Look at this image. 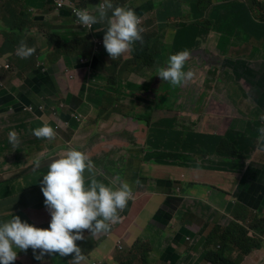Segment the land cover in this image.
<instances>
[{"label":"crops","instance_id":"obj_1","mask_svg":"<svg viewBox=\"0 0 264 264\" xmlns=\"http://www.w3.org/2000/svg\"><path fill=\"white\" fill-rule=\"evenodd\" d=\"M123 1L110 0L113 8L115 5L120 6ZM89 2L87 9L95 12L97 5L103 4L104 0ZM132 2L144 13V34L152 35L161 46H168L170 52L158 58L166 61L170 54L178 52L169 39L172 20L167 24L168 14L172 15V12L182 7L183 12L177 18L190 16L187 5L195 7L197 0ZM242 5L241 2L229 5L215 2L203 15L212 29L202 30L200 39L192 49L204 48L206 54L214 52L216 58L219 53L223 60L220 64L217 59L216 63L206 65L201 61L198 64L199 75H203L205 68L212 77L201 82L192 81L193 85L180 99L185 103L177 104L179 113L172 111V117L163 116L162 107L152 94L133 100L137 109L127 112L125 118L135 120L142 132L145 131V141L141 143L136 140L135 131L126 129V134H118L112 126L105 124L106 120L120 112L117 105L121 96L129 95L118 88H95L96 81L103 82L106 78L105 75L103 79L96 78V64L108 54L105 49L98 53L96 41L83 35L72 23L69 10H58L52 0H0V53L6 48L3 47L4 35L20 33L14 27L17 21L26 24L23 36L31 39L27 46L32 45L34 49L30 56H19L14 61L9 60L8 51L0 56V144L5 145L0 148V220L11 219L12 215L28 220V216L18 210L27 205L36 207L43 201L42 193H39L40 185L34 186L33 176L37 171L42 174L47 171V163L67 149L61 147H76L93 161V172L85 170V180L94 176L113 186L126 181L132 189V197L125 208L119 210V222L112 223L107 232L91 235L88 231L90 240L87 247L90 254L85 264L91 261H100L102 264H143L144 247L148 244L152 246V251L149 253L150 262L146 264H211L206 255L212 245L208 247L204 239L216 226L223 231L234 227V221L242 223L236 220V214L247 217L248 224L255 215L264 214V157L255 154L258 150L255 128L260 118L257 109L261 107L259 103L264 104L260 100L264 99V86L260 84L252 87L245 80L239 82L234 74L236 69H232L237 59L264 65V51L244 48L245 45H253L264 39V24L253 18L255 16L251 11ZM111 12L112 9L107 8L103 33ZM234 18L244 21L246 37L242 41L234 31L235 26L240 28V25L232 23ZM43 31H50L49 35L60 40V45H67L74 40H87L94 48L93 54H97L87 59L84 54L87 48H80L73 51L70 58L62 56L58 61L49 60L51 45ZM133 51L134 42L132 48L119 57L127 58ZM195 54L196 60L200 59L199 53ZM226 59H232L233 63H226ZM6 64L10 66L9 70L1 68ZM126 79L124 86L129 85ZM83 84L86 86L83 87ZM237 84H240L239 99L256 104L253 110L256 119L251 122L236 119L239 115H248L247 110L238 107L241 102L234 93ZM37 89L56 105L58 115L55 119H37L23 110L17 113L4 111L7 106L15 105V96L21 98L26 95V91ZM60 102L65 103L64 106H58ZM142 102H147L151 108L141 109ZM152 112L156 121L172 122L173 131L170 132L169 127L165 131L154 127L150 129L148 120ZM67 113L84 114L86 125L71 121L58 138H37L32 135L35 128L44 124L53 127L54 121L69 118ZM137 113L138 118L133 117ZM100 114L106 120L97 121ZM27 119L33 121L29 128L24 123ZM179 120L183 125H177ZM242 125L247 126L246 132L239 130ZM12 130L25 132L24 136L17 138L18 142L23 140L20 147L48 148L50 152L37 159H30V152L27 156L13 154L17 153L14 147L18 142L12 144L8 141V132ZM166 138L173 139V143L163 148L161 146L168 143ZM227 140L241 151V156H231L222 150L221 146ZM37 164L39 167L36 170ZM244 164L246 169L241 173ZM20 178L29 180L30 189L23 190L24 183L16 184ZM8 188L19 195H5ZM27 194H30L28 198ZM18 198L23 199L14 206L13 200ZM243 204L248 208H241ZM119 240L124 243L123 250L118 248ZM191 242L194 246L189 249ZM220 243V253L237 260L239 264H264L263 248L244 254L233 243ZM23 253L18 251L17 259L24 264H41L34 260L33 254L26 261ZM43 262L50 264V259L44 258ZM12 264L18 263L14 261Z\"/></svg>","mask_w":264,"mask_h":264},{"label":"clouds","instance_id":"obj_2","mask_svg":"<svg viewBox=\"0 0 264 264\" xmlns=\"http://www.w3.org/2000/svg\"><path fill=\"white\" fill-rule=\"evenodd\" d=\"M52 1L58 10H69L72 23L78 27L83 35H87L96 41L98 53L105 49L110 58H117L110 64H106L108 62L106 60L105 62L104 60L102 61V59H104L103 57L100 58L96 64V78L103 79L105 75L106 78L103 82L106 84V88H110L111 90L118 88L120 90L124 84L123 83L120 86V82L122 80L124 81L131 74H140L143 69L154 68L153 70H156L160 67L157 70L156 76L172 85H178L176 87L177 91L174 95L177 98V102L175 106L166 109L165 106L161 105L159 102V99L163 94H160L158 89L151 88L154 89V93H152L154 96L153 98H155L158 104L165 110L172 109L173 111V109L177 107L178 103H185L184 101H180V99L182 95L187 93L186 91L183 92L180 89L179 84L185 80L191 79L193 76V71H196V51L192 49V47L200 39L202 30L210 31L212 29V25L207 19H204V23L199 25L190 21L189 16H186L183 19L172 17V22L170 23L172 30L169 32V39L178 52L175 54H170L166 61H161L158 59L159 56H161L163 53H169L170 51L168 46H161L157 42L156 43L157 46L159 45V49H156L154 43L155 40L152 42V39H154L152 38L150 41V52L152 51L153 47L155 50H157V53L154 55L155 62L151 66L140 64L136 66L133 71L122 70L123 78L121 77L118 85L111 87L108 84V73L105 71L102 72L99 69V65H115L118 72L120 65L124 61L132 58L133 54L138 49L139 41H142V38L146 37L143 30V11L136 7L132 0H124L120 6H116L114 4V8L110 0H104L103 4L97 5L95 12H92L87 8L80 7L79 0ZM237 1L241 2V4H244L242 6H246V8L250 10L255 16L256 20L264 24V20L261 19V17L264 16V11L261 9L262 6L260 5L259 0H197L195 7L199 8L201 13L205 15L207 9L212 7L215 2L222 5H229L232 3H238ZM202 3L204 8L200 7ZM107 8L112 9V12L109 14L110 17H108L107 20V28L103 33L106 23L105 13ZM95 13H98V15H95ZM98 19L101 20L98 21ZM9 21L12 23L10 19ZM14 27L15 30H19L21 33L26 28V24L24 25L21 21H17ZM49 32H42L47 39L52 37L49 35ZM20 33L17 32L14 33V35L9 34L8 38L15 42H18V40L21 39H26L23 36L26 31L22 32V34ZM29 39L30 38L27 40ZM133 42V53H130L127 58L119 57V55L132 48ZM60 43L61 41L48 42V44L53 47L52 52L49 53L48 56L49 60L58 61L62 57L60 53H56V56H54L55 53H53L55 48L53 45H60ZM251 46L252 45L248 44L245 45L244 48L246 50L252 49ZM33 51L34 49L32 47H28L23 41H20L16 49V54L22 58H26L30 56ZM93 52L94 48L92 46L91 52L89 50V55H86L89 56L87 59H90L94 55L96 56L97 53L93 54ZM71 54L63 56L70 58ZM226 63L232 64L233 61L232 59H226ZM166 64L167 66L165 67ZM1 68L9 70L10 66L6 64L4 67L1 66ZM149 80L143 84H134L130 87L138 88L139 91H147L146 88H148L150 85ZM261 85L264 86V84ZM82 86L85 87L86 85L84 86L83 84ZM237 86L240 90V84H237ZM35 92H39L38 89L37 91H26V95H23L21 98L15 96V105L7 106L4 111L17 113L23 110L37 119L42 117L55 119V117L58 115L56 105L48 108L43 102L37 103L32 98L35 95ZM138 97L142 96L139 95ZM145 97H147V95H145ZM260 100L264 101L263 98ZM194 101L195 100H193V102ZM64 104L65 103L60 102L58 106H64ZM259 105L261 107H259L257 111L260 113L261 117V115L264 114V104L261 105L259 103ZM150 108L151 106L147 102L141 103V109L149 110ZM68 116L69 118L67 119L54 121L53 127L44 124L33 129L32 135L36 136L37 138L44 137L51 139L54 136H57L58 138L60 133L71 124V121H75L82 126H85L87 123V119H85V116L82 113H72L71 115L68 114ZM99 117L103 120L104 115L100 114ZM97 121H99V119H97ZM24 123H26L29 128L33 121L27 119L24 121ZM163 123L166 125V127H168V123H166L164 120ZM170 123L172 124V122ZM255 132L258 142L257 151L262 158L264 157V124L261 121H259L256 125ZM24 134V130L9 131L8 141L12 144H15L18 142L17 138H19L20 135L24 136ZM244 139L246 142H249L247 137H244ZM55 140H52L51 142ZM166 140L168 142V138H166ZM22 143L23 140L18 142V145L14 147V151L17 153L13 154H22L27 156L30 152L29 158L37 159L39 156L46 155L50 152V149L48 148L25 149L20 147ZM169 143L170 142L165 143L161 147L165 148V146ZM1 147L3 148L5 145L0 144V148ZM61 148L67 149L64 150L62 155L55 157V159H51L47 163V171L42 175V178L39 181L40 192L42 193L43 201L41 205L36 207L42 209L45 207L47 211L45 228L37 227L34 224L26 221L27 219L22 220L18 215H12L11 219L8 220H0V264H12L14 261L19 264L21 260L17 259L18 251H27L28 253L33 254L34 260L40 261L41 264H47L46 262H43L44 258H46V260L50 259V264H54L55 261H59V264L88 263V255L81 254V247L76 242L85 244V240L83 238L85 234L88 236V231L91 235H96L102 231L107 232L112 223L119 222L121 218L119 216V210L124 209L128 200L132 197V189L130 188L129 183L126 181H121L119 186H113L111 184H105L104 182L97 180L94 176H91L89 179L85 180V170H87L88 173L93 172V161L86 153L77 150L76 147H73L74 149L68 148L67 146ZM221 148L231 156H241V151L228 140L223 143ZM56 150L57 149H55V151ZM1 167L6 168L5 165H1ZM36 167H39V164H37ZM245 169L246 165L244 164L241 169V173H244ZM173 184H175L174 181ZM243 207L245 208L246 206L243 204ZM25 210L27 209L25 208ZM18 211L24 213L22 209ZM256 216L257 215H255L251 219V223L248 224L247 217L236 214V220L243 223L234 221L232 225L236 226V224H240L246 227L249 230V237L255 239L256 235H258L257 233L260 232V230H253L250 229V227ZM260 216L262 217L264 214H260ZM219 229L220 227L216 226L213 231L207 237H205L204 240H206L213 232H217ZM84 230L85 232L83 234ZM221 247L222 245L219 243L215 248L212 246L211 249L220 251ZM118 248L120 250L124 249V243L122 240L118 241ZM262 248L264 249V245H262V247L257 250H262ZM237 249L240 251V253H242L239 248ZM151 251L152 246L150 244L145 245L143 257L147 256ZM209 263L213 264L212 262ZM90 264L102 263L100 261H91Z\"/></svg>","mask_w":264,"mask_h":264},{"label":"rangeland","instance_id":"obj_3","mask_svg":"<svg viewBox=\"0 0 264 264\" xmlns=\"http://www.w3.org/2000/svg\"><path fill=\"white\" fill-rule=\"evenodd\" d=\"M259 2H260V5L264 7V0H259ZM17 3H18V1H17ZM187 8L189 9V12H190V16H189L190 21H192L196 24L202 25L204 23L205 17L203 16V14L199 10V8L194 7L192 4L187 5ZM182 12H183V9L181 7L177 11L172 12V15L168 14L167 24L169 22H171L172 17L177 18V17H179V15L182 14ZM263 15H264V12H263ZM183 18H180V19H183ZM253 18H255V17H253ZM250 20H253V19H250ZM160 23H164V21H161ZM223 23H226V21H224ZM232 23H236L237 25H240V28L235 26L234 31L238 34V36H240L238 39L240 41H242L243 38L246 37L245 36L246 30L244 28V21L241 19H235L234 18ZM213 39L214 38H211V40H213ZM3 41L5 42V46H3V47H6V48H5L4 52L0 53V56L8 51L7 53H10V59L9 60L14 61L15 59H17L19 57L16 54V49L18 47V43L13 41L12 39H9L8 35H4ZM56 41H60V40H58L55 37H49L48 38V42H56ZM153 41H154V39H152V42ZM154 43H155L156 49H159V45L157 46V43L155 41H154ZM251 48H254L257 51H264V39L258 40L255 44H253L251 46ZM194 50L197 53H199L200 59H197V62L195 65L196 71H193L192 78L185 80L184 82L179 84L180 89L183 92L187 91L193 85V82H192L193 80H195V82H201L205 78L207 80L211 79L212 76L207 72V70H205V68L203 70V75L198 74V64L201 61H204L206 63V65H208V63H210V62L216 63V59H217L219 64L223 60L222 55H220L219 53H217V58H216V57H214V55H215L214 52H211L210 54H208V53L206 54L204 52V48H200V49L195 48ZM162 51H164V50H162ZM175 53H177V52H175ZM175 53H173V54H175ZM234 53L237 54L238 52H234ZM258 55H260V53H258ZM54 56H56V54H54ZM105 57L106 58L102 59V61L104 60V62H105V60H106L108 62L106 64H110L113 60L117 59L116 57L115 58H110L109 56L108 57L105 56ZM166 66H167V64L165 65V67ZM159 68H157L156 70H153L154 68L143 69L140 74L133 73L126 79V81L129 82V85L130 84H143L147 80L150 79L149 80L150 85L148 88H146L147 91H145V90L139 91L138 88L129 87V85L128 86L123 85V87L120 88V91L123 92L124 94L129 95V96L128 97L121 96L122 99L119 100L118 105H117V108L120 110V112H118L114 116L110 117L108 120H106V117H103V119L106 120L105 124L112 126L114 131H117L118 134H122V133L126 134L125 133L126 129H129L131 131H135L136 132V134H135L136 140L140 141L141 143H144L145 137H146L144 134L145 131H144V133L142 132L141 127L138 125V123L135 120L125 118V115H127L126 114L127 112H130L132 110L137 109V107L134 106L135 103L133 102V100L136 99L139 95L142 97H145V95L154 93V91H153L154 89H158V92L160 94H163L162 97L159 99V102L161 105H164L166 109L175 106V104L177 102V98L174 95L177 91L176 87L178 85H172L169 82L163 81L161 78L156 76L157 70ZM232 69H233V71L236 69V72L234 71V74H235V78L239 82L245 80L248 83H250V85L252 87L258 86L260 84H264V78L262 80H260L261 77H264V65L262 63L250 62L247 60L238 59L235 63H233ZM120 72H121V77L123 78L122 71H120ZM81 75H84V73L81 72ZM123 83H124V81L122 80L120 82V86ZM98 87L105 88L106 84L104 82L96 81L95 88H98ZM151 88H154V89H151ZM234 93H235L236 97L239 99V93H238V86L237 85H236V89L234 90ZM121 101L123 103H121ZM239 101L241 102V104L238 105V107H241V108L247 110L248 115L242 114V115L237 116L236 119L239 121L244 120V121H249V122H251L252 120H255L256 117L253 115V110H254L256 104H252L249 101L244 100V99H242V100L239 99ZM194 102H196V101H194ZM106 105H108L107 101H106ZM156 109L159 110V108H156ZM161 111H162L161 113L163 116L172 117V109L171 110L170 109L165 110L164 108H161ZM153 112H155V110H153ZM153 112H152L150 119L148 120L149 121V125L147 124L148 127L150 129H152V127H154V128L160 129L161 131H165L166 125L162 121H156L154 119ZM173 113H175V114L179 113V109L177 107H175L173 109ZM138 115H139V113L133 115V117L138 118ZM97 119H100V117L98 116ZM258 120L264 124V114H262ZM177 125H183V123H180V120H179ZM168 127L170 128L169 131L172 132L173 129H172V124L170 122H168ZM239 130L242 132H246L247 126L242 125V127L239 128ZM158 137H159V135L157 136V138ZM115 139H116V137L113 138V140H115ZM168 142H170L172 144L173 139L168 138ZM255 154L258 155V151H256ZM35 169L37 170V167ZM42 175L43 174L39 173L38 171L35 173V175L33 176V179H32L34 186H37V185L39 186V181L42 178ZM23 183L25 184V186H23V190L30 189L29 188L30 182L28 179L20 178L16 181L17 185H21ZM39 193H41L40 188H39ZM5 195L14 196V195H19V194H14V192L10 188H8ZM29 196H30V194H27L26 198H28ZM22 199L23 198H18V200H13L14 206L18 202H20ZM25 208L27 210H25ZM241 208H244L243 205H241ZM245 208H248V207H245ZM252 208H254V207H252ZM21 209L28 216V217H26V218H28V220H26V221H28L31 224H34L37 227L45 228V223L47 220V211H46L45 207L42 209L39 207L33 208V206L27 205ZM257 234L258 235H256L255 239L259 242L260 240H262L261 239V233L258 232ZM83 239L85 240V244H82L81 242H76V243L81 247V254L89 255L90 252H89V249L87 247V242L90 240V238H89V236H87V234H85ZM262 243L264 245V240H262ZM211 245L215 248L217 244L215 242H212ZM192 246H194V243L191 242L189 245V249H191ZM23 254H24L26 261L31 257L30 253H28V252L24 251ZM143 259H144L143 264L150 262L149 254L147 256L143 257ZM20 262H21V264H24L23 261H20ZM59 263H60L59 261L54 262V264H59Z\"/></svg>","mask_w":264,"mask_h":264},{"label":"trees","instance_id":"obj_4","mask_svg":"<svg viewBox=\"0 0 264 264\" xmlns=\"http://www.w3.org/2000/svg\"><path fill=\"white\" fill-rule=\"evenodd\" d=\"M90 0H80L79 6L82 8H88L90 5ZM210 5V4H208ZM207 5V6H208ZM201 8L203 7V3L200 5ZM261 9L264 11V7L262 6ZM261 19L264 20V16L261 17ZM153 38L152 35L147 34L146 37L142 38V41H139L138 43V49L133 54L132 58L129 60L124 61L119 68V71L117 72V68L115 65H105L101 64L99 65V69L102 72L108 73V84L111 87H115V85H118L119 80L121 79V72L122 70H129L133 71L136 66L143 64L145 66H151L155 62L154 55L157 53V50L152 49L150 52V41ZM30 40L27 39H21L18 40V45L20 41H23L26 45H29ZM55 46L53 53H60L61 56L63 55H70L73 51L79 50L80 48H87L84 51L85 55H89V50L91 52V44L87 42V40H76L73 42H70L69 44L62 46V45H53ZM33 48V46L31 45ZM50 50L53 49L52 46L49 47ZM80 54V53H78ZM49 56V55H48ZM89 56H87L88 58ZM33 100H35L37 103H44L48 108L52 107L54 104L49 100L48 97L43 96L40 92H35V95L32 97ZM42 99V101H41ZM32 101V100H31ZM250 229L253 230H260L262 237L261 239L264 240V216L257 215L255 219L253 220V223L250 227ZM262 240L259 242L249 237V230L240 225L236 224V226L231 227L229 229L220 231L217 230V232H213L207 239V246L210 247L212 242H215L216 244H219L220 242H230L233 243L237 248H239L242 253L248 254L250 251L259 249L262 247L263 243ZM206 258L211 261L213 264H239L237 261L224 256L220 253V251H216L215 249H209L206 255Z\"/></svg>","mask_w":264,"mask_h":264}]
</instances>
